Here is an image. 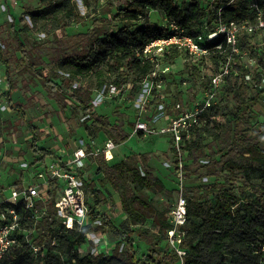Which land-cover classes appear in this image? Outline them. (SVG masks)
Returning <instances> with one entry per match:
<instances>
[{"label":"trees","instance_id":"16d2710c","mask_svg":"<svg viewBox=\"0 0 264 264\" xmlns=\"http://www.w3.org/2000/svg\"><path fill=\"white\" fill-rule=\"evenodd\" d=\"M252 1L212 0L204 3V0H184L179 5L175 0H81L83 14L76 0H51L42 10L28 11L32 28L25 21L22 26H16L17 18L13 16L10 24L11 40L15 46L13 51L20 52L21 58L14 66V61L7 56L6 45L0 44V63L5 66L9 85L0 97L32 134L33 140L28 147L36 155L34 160H44L54 154L38 147L43 140V129L28 119L27 105L13 99L17 90L14 71L28 74L55 98L63 112L70 111L67 124L72 134L83 128L88 136L104 134L123 144L131 137L128 129L123 124L115 125L108 116L96 110L92 87L79 86L69 96L63 88H69L74 80L89 76L99 88L107 83L121 90L131 85L129 91H123L133 93L158 66L173 64L177 59L187 57L189 53L176 46H169L154 60L144 56L143 50L152 41L176 33L149 20L150 12L160 11L166 23L177 25L183 35L198 41L201 37L200 44L209 50L201 59L211 54L217 68L215 74L199 82L198 94L187 97L179 91L175 96L167 95L184 104L189 103L211 87L212 78L219 74L232 54L223 34L211 41L207 40L208 34L215 32L220 24L247 21L251 16L248 6ZM255 1L264 9V0ZM86 20L92 22L91 28L85 32H69L72 23L83 25ZM38 26V31L43 32L45 37L29 44L28 33ZM203 27L207 28L205 35L202 34ZM60 33L61 40L71 41V48L50 58V64L57 70H47L43 56L38 52L49 44L51 36L53 43H57ZM238 46L241 53L231 57L230 72L224 81L229 82L234 67L238 66L241 74L233 88L227 91V96L233 102L232 109L229 114L222 115L218 104L211 111L208 124L195 133L184 147L183 169L188 171L191 166H200L205 170L200 180L203 177L215 179L213 182H200L184 192L188 218L180 247L186 252L185 255L180 256L167 241V231L172 228L169 219L171 209L166 211V217L157 216L158 234L165 232L164 238L150 233L143 226H117L105 214L96 213L114 199L105 194L102 188L97 189L96 182L91 181L85 185V190L91 203L93 220L100 222L92 229L106 233L115 243L111 254H78L81 247L88 245L87 239L82 233L61 232L62 225L57 218L52 193L46 202L37 205L43 214L36 221L26 224L27 229L35 228L31 235L32 243L42 246L38 258L25 248L14 250L0 264H264L259 250L260 245L264 244V122L259 120L256 110V106L264 101V88L251 94L245 70L237 64L239 58L244 56L240 41ZM247 46L250 47L249 44ZM259 64H264V56ZM193 72L195 79L199 80L200 67L194 66ZM164 77L168 79L173 76L168 73ZM173 81H167L165 93L175 84ZM69 98L73 101L71 107L68 105ZM153 101L152 98L149 105ZM150 110L151 114H155ZM134 122L129 125L130 129L135 127ZM13 131L14 125L0 115V136ZM108 153H101L95 160L98 175H101L100 186L118 193L126 217L132 221V225H139L141 218L137 217L135 203H144V191L147 189L165 190L164 183L151 166L150 154L131 153L118 162L108 163ZM164 155L168 157V154ZM174 157L176 170H179V158L175 152ZM187 161L190 164L185 163ZM202 161L206 163L203 165ZM23 178L24 170L12 185L20 186ZM54 237L57 239L56 246H45ZM68 242L70 247L63 252ZM138 242L147 245L145 253L140 254Z\"/></svg>","mask_w":264,"mask_h":264},{"label":"rangeland","instance_id":"374dc122","mask_svg":"<svg viewBox=\"0 0 264 264\" xmlns=\"http://www.w3.org/2000/svg\"><path fill=\"white\" fill-rule=\"evenodd\" d=\"M76 1L84 14L81 0ZM175 1L177 4L181 5L184 0ZM210 1L212 0H204V3ZM50 2L51 0H1L0 44L2 46L6 45L7 56L14 61V66L21 58V53H14L13 51L15 50V46L11 40L10 25L12 17L14 16L17 18L16 26H22L25 21L30 28H32L33 23L32 21L31 24L29 22L31 19L28 15V11L42 10ZM248 8L251 15L250 18L239 25L238 38L244 48V56L239 58L237 64L245 70L251 94H256L264 88V64H259V60L264 56V29L259 27L257 16L250 5ZM149 20L162 26L166 23V19L160 11L150 12ZM91 27L92 22L90 20H86L83 25L72 23L69 27V32H85ZM249 28H252V30ZM38 29L39 26L29 31V44L32 41L40 40V36L43 32L38 31ZM205 33H207V28L203 27L202 34L205 35ZM58 38V42L53 43V37H49V44L45 45L46 47L38 52L40 56H43L45 62L44 67L47 70H57L50 64V58L63 50H69L71 48V41L64 40V38L61 40V33ZM247 44H249L250 47H248ZM211 56L212 55L209 54V56L201 59V56L195 57L188 55L185 58L177 59L173 64L160 65L157 67L159 71L157 78H149V85H141L139 88H136L133 93L129 92L127 94L125 91L115 93L110 88L111 85H113L111 83H107L102 88H99L96 82L93 81V78L89 76L72 81L70 87L63 88V91L69 96V94L79 86L92 87L94 92L93 103L96 110L100 114L108 116L115 125L123 124L124 128L128 129L130 133L129 125L137 118V113L141 110L136 108L135 101H138L141 96L145 95L147 89L153 86L151 93L153 94L154 101L148 105L147 108L153 110L155 116L158 106L161 104L160 98L157 97L159 85L163 84L166 89L167 81L170 82L174 80L173 82H175L176 85L173 83L171 89L169 91L167 90L166 95L172 94V96H175L176 92L179 91L184 92L187 97L198 94L200 92L199 82L205 77L209 78L216 73L217 68ZM194 66L200 67L199 75H201V77L199 76V80L195 79L196 77L193 72ZM164 71L167 72L166 74H172L173 77L166 79V77H164L166 75ZM60 73L67 78L69 77L67 74ZM240 74L239 67L235 66L229 82L227 81L223 84V90L219 94V106L222 115L229 114L233 107V102L230 97L227 96V91L228 88H233ZM13 78L17 85V90L13 95V99L27 105L28 109L26 114L28 119L32 120L36 126L42 128L44 131L43 140L38 144L39 148H44L52 152L54 156H58L62 154L64 149L69 150L73 148L75 142L82 141L94 144L93 141H95V148L103 150L105 140L108 137L104 134H100L98 137L88 136L83 128L72 134L67 124V118L71 115L69 110L63 112L58 106L55 98L38 85L28 74H19L17 71H14ZM69 82L68 80V83ZM8 87L6 69L5 66L0 63V94L6 91ZM106 87L107 89L105 90ZM151 98L149 100H151ZM72 103L73 101L69 98V107L73 106ZM256 110L258 111L259 120L264 122V101L256 106ZM0 115L3 120H9L14 125L15 130L10 134H5L3 137L0 136V187L10 188L16 179L20 178L21 171L24 170L28 164L33 162L36 155H34L28 147L29 142L33 140V136L24 125L23 121L8 109L3 111L0 110ZM159 125H162L161 121ZM131 153L150 154L151 166L155 174L164 183L165 190L147 189L144 191V203H135L137 217L141 218L140 224L135 226L132 225V221L125 215L120 195L109 187L103 188L100 186L99 180H101V175L94 174L96 188H102L105 194L112 196L114 199L113 202L102 207L100 212L108 216L117 226H121L122 224L129 225L131 228L143 226L148 229L150 233L158 234L159 225L157 216L164 215L166 217V211L173 208L181 191L184 193L187 188L198 185L200 182L208 183L215 180L214 178L207 177H203V179L200 180V176L205 172L200 166H191L188 171L184 169L182 172L176 170L173 145L168 142V138L165 136L154 134L146 137L143 135H140V137H130L128 141L114 151L108 153L109 161L107 162H118ZM164 154H168V157ZM48 161H50L49 158L47 159V162ZM185 163L190 164V161ZM205 163L206 161H202L201 164L204 165ZM26 183H28V181H26ZM99 223V221L93 220V224L90 228L97 227ZM160 233L161 235L158 234V236L164 238L165 232L160 231ZM164 244L165 240L162 241V246H164ZM105 245L115 246V243L112 242L107 234L102 237L101 243L98 246L102 253H105L108 247H105ZM137 246L140 254L146 252V244L138 242ZM69 247L70 244L68 242V245L64 246L63 252L67 251ZM123 253H125V251H123Z\"/></svg>","mask_w":264,"mask_h":264},{"label":"built area","instance_id":"2783aa9c","mask_svg":"<svg viewBox=\"0 0 264 264\" xmlns=\"http://www.w3.org/2000/svg\"><path fill=\"white\" fill-rule=\"evenodd\" d=\"M250 7L256 12L259 27L264 29V9L255 0L251 2ZM29 22L31 24V20ZM239 25L235 21L220 24L215 32L208 34V41L213 40L219 34H223L232 49V54L219 74L212 78L211 87L201 97L184 104L169 98L165 93V86L160 84L157 97L160 98L161 104L158 106L155 116L147 108L151 101L149 99L153 98L151 93L153 86L147 89V93L141 96L138 101H135L136 108L141 110L137 113L134 122L135 127L129 128L131 137H140V135L146 137L154 134L167 137L168 142L173 145V151L178 155L180 172L184 167V147L195 133L201 131L208 124L211 111L220 102L219 94L222 91L225 78L230 72L231 57L241 53L238 46ZM164 27H169L171 32L176 33L168 38L152 41L143 50L147 59L154 60L160 57L169 46L186 50L189 55L195 57L208 53L209 50L200 44L201 37L198 41L191 36L183 35V31L175 24L165 23ZM249 29L252 30V28ZM40 37L44 38V33ZM158 73V70L153 72L142 82V85H149L148 79H156ZM164 73L167 72L164 71ZM110 88L115 93H121L123 90L129 91L132 86L127 85L123 90L114 85H111ZM0 100V110H10L6 101ZM160 121L162 122L161 126L159 125ZM93 143L78 141L75 142L73 148L69 149L70 151L65 149L58 156H49L44 160L37 158L24 169V178L20 186L0 187V261L14 250L25 248H28L35 258H38L42 246L32 243L31 235L35 232V228L27 229L26 224L29 221H36L43 214V210L38 209L37 205L40 202H46L52 193L54 194L57 218L62 225L61 232L82 233L87 239L88 245L81 247L78 254L84 256L91 253L97 256L112 253L115 246L105 245V247L108 246L105 253H102L98 248L102 237L106 234L98 233L94 229L88 231L93 224V217L85 185L91 183L87 175L90 162L95 163L96 158L101 153L112 152L122 144L107 138L103 150H99L95 148V141ZM48 158L50 161L47 162ZM96 213H100V210H97ZM187 218V199L181 191L170 212L169 219L172 228L167 231V241L180 256L186 254L180 245L185 235L183 228L187 224ZM56 244L57 239L54 237L45 246H56ZM259 250L264 263V244L260 245Z\"/></svg>","mask_w":264,"mask_h":264},{"label":"crops","instance_id":"0c3cea01","mask_svg":"<svg viewBox=\"0 0 264 264\" xmlns=\"http://www.w3.org/2000/svg\"><path fill=\"white\" fill-rule=\"evenodd\" d=\"M1 101V100H0ZM65 150V149H64ZM98 165L97 163L95 162H90V169L88 170V179L90 181H95V175H98ZM95 174V175H94ZM100 210V209H99ZM101 213V212H100Z\"/></svg>","mask_w":264,"mask_h":264}]
</instances>
